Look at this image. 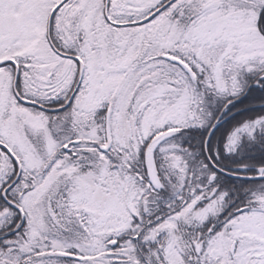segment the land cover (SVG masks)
<instances>
[{
	"label": "snow or ice",
	"instance_id": "obj_1",
	"mask_svg": "<svg viewBox=\"0 0 264 264\" xmlns=\"http://www.w3.org/2000/svg\"><path fill=\"white\" fill-rule=\"evenodd\" d=\"M0 264H264V0H0Z\"/></svg>",
	"mask_w": 264,
	"mask_h": 264
}]
</instances>
